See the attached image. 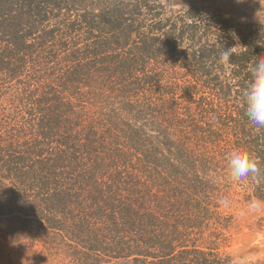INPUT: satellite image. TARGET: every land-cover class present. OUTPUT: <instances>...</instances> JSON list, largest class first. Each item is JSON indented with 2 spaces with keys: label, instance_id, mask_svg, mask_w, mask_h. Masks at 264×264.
I'll list each match as a JSON object with an SVG mask.
<instances>
[{
  "label": "trees",
  "instance_id": "16d2710c",
  "mask_svg": "<svg viewBox=\"0 0 264 264\" xmlns=\"http://www.w3.org/2000/svg\"><path fill=\"white\" fill-rule=\"evenodd\" d=\"M261 58L263 26L207 8L0 0V264H235L264 181L226 154L264 167L242 98Z\"/></svg>",
  "mask_w": 264,
  "mask_h": 264
},
{
  "label": "rangeland",
  "instance_id": "374dc122",
  "mask_svg": "<svg viewBox=\"0 0 264 264\" xmlns=\"http://www.w3.org/2000/svg\"><path fill=\"white\" fill-rule=\"evenodd\" d=\"M169 11L181 12L191 7L211 9L233 24L264 27V0H157ZM258 205V207L254 206ZM232 239L225 251L235 264L264 261V202L243 200L234 212ZM5 264H31L16 255L3 258Z\"/></svg>",
  "mask_w": 264,
  "mask_h": 264
},
{
  "label": "clouds",
  "instance_id": "9594fccd",
  "mask_svg": "<svg viewBox=\"0 0 264 264\" xmlns=\"http://www.w3.org/2000/svg\"><path fill=\"white\" fill-rule=\"evenodd\" d=\"M232 49L225 48L220 52L217 63L227 65L233 54ZM242 98L248 120L254 126L264 128V58L258 59L251 66L250 82L243 89ZM226 160L233 180L251 178L256 182L264 181V167L246 150L234 148L226 154Z\"/></svg>",
  "mask_w": 264,
  "mask_h": 264
}]
</instances>
